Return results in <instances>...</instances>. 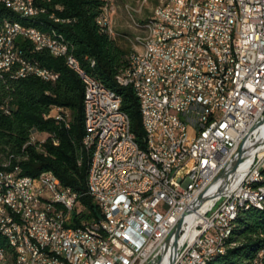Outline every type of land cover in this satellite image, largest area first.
<instances>
[{"label": "built area", "instance_id": "obj_1", "mask_svg": "<svg viewBox=\"0 0 264 264\" xmlns=\"http://www.w3.org/2000/svg\"><path fill=\"white\" fill-rule=\"evenodd\" d=\"M101 1L100 29L101 22L111 24V18H104V4L111 0ZM36 6L41 5L33 1V8L25 6L22 14L34 15ZM43 13L58 22L75 20L57 17L47 6ZM155 18L158 41L147 40L152 50L140 62L128 53L131 63L121 68L127 69L129 81L115 79L132 86L137 95L142 125L152 134L144 148L132 134L114 136V129L124 124L120 99L86 78L89 127L100 141L88 170L87 192L99 209L97 218L69 225L78 201L51 170L33 180H23L18 164L0 171V230L19 233L28 242L32 264H164L161 260L173 246L164 254L161 248L179 221L172 264L202 262L212 250L229 246L224 233L232 209L243 205V198L254 201L257 189L249 188V178L264 163V140L252 153L264 130V0H177L172 8L160 5ZM143 20L133 25V35L123 37L131 45H137L145 29ZM9 28L22 40L36 36L20 26ZM41 40L53 46V56L67 44L56 38ZM230 42H237V49H230ZM0 59L14 65L10 46L0 51ZM64 60L85 78L74 52ZM94 64L89 58V65ZM30 68L47 75L40 60L23 59V71ZM11 111L3 109L5 114ZM54 119L69 127L66 108L56 105ZM202 122H209L208 132H201ZM48 137L47 132L33 131L29 144L42 151ZM87 142L82 138L85 150ZM102 142H112V149H102ZM243 145L242 154L249 155L242 159L246 164L239 179L219 191L229 174L212 197L183 216L206 188L214 189V179ZM156 161L165 162L166 175L157 174ZM9 185L19 186L18 196L9 195ZM47 227H55L54 237L46 236ZM256 264H264V250Z\"/></svg>", "mask_w": 264, "mask_h": 264}, {"label": "trees", "instance_id": "obj_2", "mask_svg": "<svg viewBox=\"0 0 264 264\" xmlns=\"http://www.w3.org/2000/svg\"><path fill=\"white\" fill-rule=\"evenodd\" d=\"M41 3L48 7L49 12L54 11L57 17L71 16L74 22H58L48 13L22 18L3 6L0 7V18L6 16L23 24L60 31L86 70L120 94L121 109L129 116L135 139L144 148L145 131L137 95L132 86L121 85L115 80L118 72L124 69L121 67L128 65L130 50L118 45L110 33L99 30L96 18L102 1L48 0ZM17 43L28 55L40 60L42 66L57 71L59 76L57 80H44L31 74L16 79L6 74L0 78V105L8 99L12 109L9 114L0 109V167L4 162L8 163L7 168L18 164L23 174L31 176L43 170L53 171L63 185L79 194L69 225L97 218L99 209L87 193L91 155L82 147L85 133L82 78L66 65L63 56H53L46 49L32 51L33 44L20 37ZM89 58L95 60L93 66L89 65ZM56 105L69 111V127L59 124L52 115L46 116ZM33 131L49 133L42 144V151L40 147L27 143ZM53 139H57V144ZM234 221L230 237L234 245L228 246L223 254H218L206 264H249L256 250L264 245V202L261 208L243 207ZM0 245L8 247L1 235Z\"/></svg>", "mask_w": 264, "mask_h": 264}, {"label": "bare ground", "instance_id": "obj_3", "mask_svg": "<svg viewBox=\"0 0 264 264\" xmlns=\"http://www.w3.org/2000/svg\"><path fill=\"white\" fill-rule=\"evenodd\" d=\"M33 1L37 2L38 5H41V6H36L34 8V15L22 14V9H24L25 6L26 8H33ZM41 1L44 2L48 0H0V6L9 8L10 10L14 11L22 18H32L40 13H43V6L45 5L42 4ZM176 1L177 0H165L162 4L157 5L153 9L152 13L147 17L146 22L143 24V27H145V30L147 31V36L143 37L140 35V37H137V41H138L137 46L140 50H134L132 52L134 53L133 62H140L142 60V57H144V54H148V50H152L151 41H158L159 21L158 19L155 18V16L160 15V5H165V8H172L175 6ZM112 2L113 0H111V4H105L104 18H110V12L112 10ZM230 2L238 3V0H230ZM96 22L98 23V27L101 32H108L110 34L114 32L113 30H111L110 22H101V29L98 21V16L96 18ZM134 23L138 25L135 20ZM9 25L20 26L23 27L24 30L33 31L36 34V36H28L25 38V40H28L33 44L34 48L32 51L38 49H46L51 55H54L53 46L48 44V42L41 40V38H47V39L56 38V39H60L61 42H65L67 44L64 46V48L56 49L55 56H63L64 58H68V56L73 55V50L71 45L66 40L65 36L57 29L55 28L41 29L37 26L23 24L16 20L10 19L6 16H3L0 18V51H6V47L10 46V56L14 61V65L9 66L3 64V59H0V78H4V76L8 74L11 78L16 79L19 78V76H21L23 73V77L28 74H31L40 77L44 80H54V78L56 79L59 76V73L45 66H42V68H47V75H45V73L43 72H37V68H30L29 70L23 71V59H25L27 62H38V60L35 57L28 55L25 52V50L20 47L19 43H17V40L19 37L21 38V34L11 33ZM150 39L151 41H147ZM230 49H237V42H230ZM77 62L80 63L81 68H83V73L85 75V78H82V81L84 83V86H86V78L90 79L95 87H100V89L107 91V93L111 94L112 96L119 97L120 105H121V96L119 93L107 87L100 79L90 74L86 70V68L81 64L78 58H77ZM130 63H131V56L128 55V65ZM121 78L122 81H129V74H127L126 68L120 70L116 75V79H121ZM117 82L121 84L119 81ZM9 102L10 101L6 99L0 105V109L2 111L3 109H11ZM83 105H84L83 108L85 113L84 114L85 133L83 138H88L86 150H88L91 155L89 168H93L94 152H97V150L100 149V141H99V135H95V128L89 127L86 98H84ZM120 114L124 117V124L123 127L114 129V136H126L127 134H132L135 139V134L131 130V123L129 116L125 111L121 109V107H120ZM50 115H52L55 118V106L52 107L50 113L47 114L46 116H50ZM143 129L145 131L144 140L146 144V141H152V134L151 132H149V126H143ZM208 131H209V122H202L201 132H208ZM30 135H33V132H31ZM27 143H29V141ZM102 149H112V142H102ZM7 164H8L7 162H4L0 167V171L4 170V166H6ZM245 164L246 161L240 160L239 162H236L235 164L232 165V171H231L232 175L230 179L223 184V186L219 189V191L220 190L223 191L229 186L230 183L233 184L235 183V180L239 179L240 175L243 173ZM19 169H20V176L23 178V180H33L39 176V174L36 176L23 174L20 166ZM156 170L158 175H166L165 162L156 161ZM263 170H264V163H263V169H258L256 174L253 177L249 178V188L257 189V193L254 195V201L251 198H243V205H238L237 207L232 209L231 216L228 217V221H227V230L224 233L225 245H229V246L234 245V242L230 240V237L232 236V232H233L232 228L235 223L234 220L236 219V216L238 215L239 211L246 206H256L260 208L263 207V202H264ZM65 187L69 189V192L71 194L76 196L78 201L79 194L76 191L72 190L70 187L68 186ZM87 192H91L89 171L87 175ZM18 193H19V186L9 185L10 196H18ZM184 216L186 217L189 216V213ZM54 234H55V227L46 228L47 237H54ZM0 235L4 237L8 246L5 247L0 245V264H32V262L34 261V252L29 251L28 242L22 241L19 233H10L7 230H0ZM176 249L177 248H175V243H174L173 248H170L169 254L164 259H162L161 262H163L164 264H172L175 258ZM225 250L226 249L212 250V252L209 253L205 258V260H203L202 262L182 261L179 262V264H206L208 260L214 258L218 254H223ZM262 250H264V245L256 250L255 255L249 261V264H256V257Z\"/></svg>", "mask_w": 264, "mask_h": 264}, {"label": "rangeland", "instance_id": "obj_4", "mask_svg": "<svg viewBox=\"0 0 264 264\" xmlns=\"http://www.w3.org/2000/svg\"><path fill=\"white\" fill-rule=\"evenodd\" d=\"M163 0H145V4L140 7L142 2L140 0H113L111 10V26L115 33H120L122 38L115 35V41L118 45L129 49V53L137 50V45H131L127 39L123 37H129L133 35L135 30L133 28L134 20L140 22V19L147 17L151 14L153 8L157 4H161ZM146 20L143 21V24ZM114 32L111 34L114 38ZM140 35L147 36L145 29L140 32ZM138 42V41H137Z\"/></svg>", "mask_w": 264, "mask_h": 264}, {"label": "water", "instance_id": "obj_5", "mask_svg": "<svg viewBox=\"0 0 264 264\" xmlns=\"http://www.w3.org/2000/svg\"><path fill=\"white\" fill-rule=\"evenodd\" d=\"M264 140V130L259 133L256 142L252 145V153L258 148L260 143ZM244 147H247L246 145H243L238 150V153L234 155L227 165L224 166V168L219 172V174L214 179V189L206 188L202 194L190 204L189 208L185 210L184 215L188 214L191 210H195L197 207L201 205L205 200L212 197L215 193V189H219L221 187V184L226 181L229 174H231L232 171V165L236 162H239L240 160L246 158L249 154H242V150ZM181 228V221L178 222V224L174 227L172 232L169 234V236L166 238V240L163 243V246L161 248V254H164L168 251L170 244L172 246L174 245V238H176L177 234L179 233ZM157 264H160V261H157Z\"/></svg>", "mask_w": 264, "mask_h": 264}]
</instances>
